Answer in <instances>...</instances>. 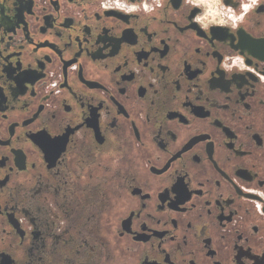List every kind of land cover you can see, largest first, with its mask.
Segmentation results:
<instances>
[{
	"label": "flooded vegetation",
	"instance_id": "flooded-vegetation-1",
	"mask_svg": "<svg viewBox=\"0 0 264 264\" xmlns=\"http://www.w3.org/2000/svg\"><path fill=\"white\" fill-rule=\"evenodd\" d=\"M0 264H264V0H0Z\"/></svg>",
	"mask_w": 264,
	"mask_h": 264
}]
</instances>
